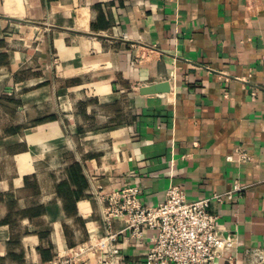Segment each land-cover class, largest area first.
I'll use <instances>...</instances> for the list:
<instances>
[{"label": "crops", "instance_id": "obj_1", "mask_svg": "<svg viewBox=\"0 0 264 264\" xmlns=\"http://www.w3.org/2000/svg\"><path fill=\"white\" fill-rule=\"evenodd\" d=\"M235 180L209 205L234 237L211 264L264 253V0H0V264L101 234L104 192L156 205L169 183L193 200ZM154 233L119 234V264Z\"/></svg>", "mask_w": 264, "mask_h": 264}, {"label": "built area", "instance_id": "obj_2", "mask_svg": "<svg viewBox=\"0 0 264 264\" xmlns=\"http://www.w3.org/2000/svg\"><path fill=\"white\" fill-rule=\"evenodd\" d=\"M244 150H238V159L247 158ZM226 159L232 160V155ZM240 189L235 180L232 189L224 194L212 193L188 200L184 189L169 183L164 198L156 205H144L139 198L137 185H127L119 190L101 194L103 232L91 235L87 241L70 248L67 257L52 264H77L76 260L86 253L98 252L99 264H119L117 237L125 230L140 237L145 228L155 230L144 256V264H211L223 257L234 246L231 234L222 235L216 229V215L209 210L210 203L233 197ZM122 218L125 225L113 230V220ZM256 264H264V253L256 252Z\"/></svg>", "mask_w": 264, "mask_h": 264}, {"label": "water", "instance_id": "obj_3", "mask_svg": "<svg viewBox=\"0 0 264 264\" xmlns=\"http://www.w3.org/2000/svg\"><path fill=\"white\" fill-rule=\"evenodd\" d=\"M161 85H162L161 83H158V84H153L151 86H145L140 89V92L141 93L155 92V91L160 90L159 86Z\"/></svg>", "mask_w": 264, "mask_h": 264}]
</instances>
